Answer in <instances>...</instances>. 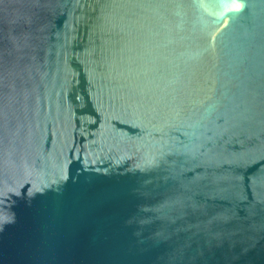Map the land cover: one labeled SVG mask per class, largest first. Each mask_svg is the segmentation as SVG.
<instances>
[{
    "label": "water",
    "instance_id": "1",
    "mask_svg": "<svg viewBox=\"0 0 264 264\" xmlns=\"http://www.w3.org/2000/svg\"><path fill=\"white\" fill-rule=\"evenodd\" d=\"M0 0V264H264V0Z\"/></svg>",
    "mask_w": 264,
    "mask_h": 264
},
{
    "label": "snow or ice",
    "instance_id": "2",
    "mask_svg": "<svg viewBox=\"0 0 264 264\" xmlns=\"http://www.w3.org/2000/svg\"><path fill=\"white\" fill-rule=\"evenodd\" d=\"M224 6H225V7L227 6V0H225Z\"/></svg>",
    "mask_w": 264,
    "mask_h": 264
}]
</instances>
